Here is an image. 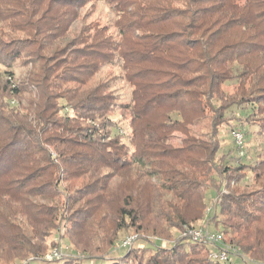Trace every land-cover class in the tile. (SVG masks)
Here are the masks:
<instances>
[{
	"label": "trees",
	"instance_id": "obj_1",
	"mask_svg": "<svg viewBox=\"0 0 264 264\" xmlns=\"http://www.w3.org/2000/svg\"><path fill=\"white\" fill-rule=\"evenodd\" d=\"M100 2L113 31L73 29ZM17 66L31 71L14 88ZM0 67V264H220L179 235L223 183L216 227L241 258L264 263V156L237 155L236 166L217 156L232 122L264 134V0H0ZM129 229L160 239L148 256L106 261ZM171 230L177 240L161 247ZM55 235L96 255L44 262Z\"/></svg>",
	"mask_w": 264,
	"mask_h": 264
},
{
	"label": "rangeland",
	"instance_id": "obj_2",
	"mask_svg": "<svg viewBox=\"0 0 264 264\" xmlns=\"http://www.w3.org/2000/svg\"><path fill=\"white\" fill-rule=\"evenodd\" d=\"M94 9H91L93 6H87L85 9H83L80 12L81 17H83L84 19L86 18V20L82 21V20H78L74 23L73 25V29H77L79 28L82 24L84 23H89V22H97L100 26H108L110 27L111 32L113 31L112 29V24L113 22L116 20V14L115 12L112 10V8L103 2L100 3H96L94 5ZM85 14V15H84ZM87 15V16H86ZM86 16V17H85ZM31 71V66L28 67H22V66H17L13 69V79L10 80L11 82V86L12 87H16V85L20 84L22 81H26L27 79V73ZM3 68L0 67V77L2 76L5 80L8 79L9 77L8 75H3ZM105 72H112L113 74H117V70L115 68H108L105 70ZM115 86L116 88H119V92L118 94V101L121 102L122 99H125L128 93V88L122 84L119 80L115 82ZM125 112L122 109H118L113 117V122H115L116 124V130L115 132L122 136V137H126L130 134V129L128 128V118L125 116ZM234 131H238L239 133L242 134L241 137H243L242 139V150L236 149L237 145L235 142V139L233 137V132ZM237 133V132H235ZM245 133H248L247 136H245ZM182 137L178 134H175L174 137L172 138V144L174 146H179L180 145V141H181ZM219 151H218V160L219 162H223L221 161L220 157H222V155H227V157H229V159H226V165L228 166H236V156L238 155V152L241 151L243 152V157L242 159H239L240 162H243L246 164H253L255 161H257L258 159H260L262 156H264V134H261L258 132V130L256 129V127H236L235 122H232V126H225L222 128V130H220L219 132ZM127 141V138H125V142ZM238 148V147H237ZM232 158V159H231ZM242 160V161H241ZM245 161V162H244ZM250 180V173L246 172V179L243 181V184L246 182H249ZM150 184H154L155 181L154 180H148ZM122 181L116 183V187L113 190L112 195V199L113 200H118V198L120 197V195L124 192L125 190V186L121 183ZM224 188V183L221 185V188L219 189L218 193H216L214 190H209L208 192H206L205 194V209L203 212V217L196 222L195 224H193L192 226L195 227H201L202 222H204L206 225V228L209 232L212 233H220V229L216 227V222L221 221L222 220V216L219 213V208H217V211L215 213H206V209L209 205V203L211 202V200H213L216 197V194H219ZM225 189V188H224ZM225 192L226 189H225ZM224 195V193H223ZM222 198V196H221ZM108 226V225H107ZM218 227H220V224L218 225ZM134 230V229H133ZM132 229L129 230H124L122 232H118L116 235V241L114 244H120V242L122 240H124L127 237H135V242L133 243L132 247L127 250H122V249H117V250H113L112 248H107L105 252H107L106 256L104 257L106 259V261L109 258H112V256H115L116 258L123 256L124 254H129L128 252L133 251L136 252L134 254H137L138 257L140 256H148L150 253V251H146L145 248L147 247H151L150 242H157L160 238H155V237H150L149 235L151 234H137V233H133ZM171 232L173 233V238L171 239V242H164L163 246L161 247H168L170 245V243L174 242L175 240H177V234L175 232H173L171 230ZM60 234V233H59ZM182 235V234H181ZM180 236V235H179ZM182 239V237H181ZM53 242L55 244L61 245V246H66L69 248V250H71L73 253H75L74 247L69 243V241L67 239L64 240H60L58 238L57 235H55L52 238ZM226 243V242H225ZM228 244V243H227ZM152 252V251H151ZM81 255H83V258H87V257H91L89 256L92 255L91 253L87 254V253H80ZM95 254V253H94ZM93 254V255H94ZM96 255V254H95ZM127 256V255H126ZM136 256V255H134ZM90 261H94V260H90ZM21 262H24L25 264H27V260H23V261H14L12 264H19ZM42 262V261H41ZM39 263V264H47V263ZM89 263V262H87ZM52 264V263H51ZM92 264H99V261H94L92 262ZM130 264H135V263H130ZM226 264H264V263H254L251 261H248L246 258L244 257H233L231 259L230 263H226Z\"/></svg>",
	"mask_w": 264,
	"mask_h": 264
},
{
	"label": "built area",
	"instance_id": "obj_3",
	"mask_svg": "<svg viewBox=\"0 0 264 264\" xmlns=\"http://www.w3.org/2000/svg\"><path fill=\"white\" fill-rule=\"evenodd\" d=\"M233 137L235 139L236 145L239 150H242V137L238 133H233ZM243 152L239 151L238 156L241 157ZM216 194V197L211 200L209 203L206 213H215L217 211V208L219 207L221 196L223 193L225 194V189ZM206 225L204 222H202L201 227H195V226H184L182 228V231L180 232V238L184 239L185 241L193 244H201L207 248V257L209 260L216 262V263H230L231 259L233 257H240L239 249L236 247L231 246L230 244H227L223 240V236L221 233H212L209 232L206 228ZM182 234V235H181ZM135 237H127L124 240L120 242V244H115V249H122V250H129L133 243L135 242ZM164 242L161 246H163ZM69 258H77L81 259L83 258V255H81L79 252L73 253L71 250H69L66 246L58 245L56 248L50 249L44 256L43 261L44 262H54L58 260L63 259H69ZM19 264H25L24 262H21Z\"/></svg>",
	"mask_w": 264,
	"mask_h": 264
}]
</instances>
